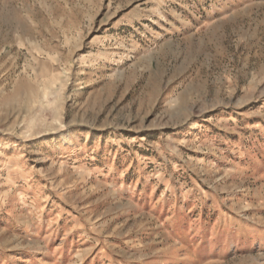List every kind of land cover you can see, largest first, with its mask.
I'll use <instances>...</instances> for the list:
<instances>
[{"label": "rangeland", "instance_id": "1", "mask_svg": "<svg viewBox=\"0 0 264 264\" xmlns=\"http://www.w3.org/2000/svg\"><path fill=\"white\" fill-rule=\"evenodd\" d=\"M0 264H264V0H0Z\"/></svg>", "mask_w": 264, "mask_h": 264}]
</instances>
